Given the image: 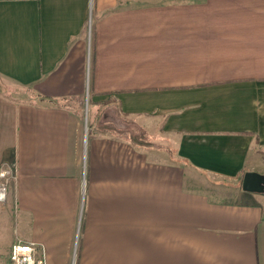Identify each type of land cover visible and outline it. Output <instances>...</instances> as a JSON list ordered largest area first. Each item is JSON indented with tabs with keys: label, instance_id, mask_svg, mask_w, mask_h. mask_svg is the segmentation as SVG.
Segmentation results:
<instances>
[{
	"label": "crops",
	"instance_id": "crops-1",
	"mask_svg": "<svg viewBox=\"0 0 264 264\" xmlns=\"http://www.w3.org/2000/svg\"><path fill=\"white\" fill-rule=\"evenodd\" d=\"M6 166L0 264H264V0H0Z\"/></svg>",
	"mask_w": 264,
	"mask_h": 264
},
{
	"label": "built area",
	"instance_id": "built-area-1",
	"mask_svg": "<svg viewBox=\"0 0 264 264\" xmlns=\"http://www.w3.org/2000/svg\"><path fill=\"white\" fill-rule=\"evenodd\" d=\"M15 177L12 166L0 169V203L7 202L9 197V186ZM39 247L35 242L17 240L11 246L8 264H47L44 255H39Z\"/></svg>",
	"mask_w": 264,
	"mask_h": 264
},
{
	"label": "rangeland",
	"instance_id": "rangeland-1",
	"mask_svg": "<svg viewBox=\"0 0 264 264\" xmlns=\"http://www.w3.org/2000/svg\"><path fill=\"white\" fill-rule=\"evenodd\" d=\"M84 106V113H85V116H86V129L87 127H92V126H97L99 127V123L100 124H105V125H101L100 129L101 131H103V129H107L106 127L107 126H113V127H117V129H125L127 132L130 131V133L132 134V136H137L138 140H140L142 138V136L144 137L145 136V130H143V128L135 121H126L125 119H122L120 118V116L117 114L115 108H111L109 106L103 108L101 110V114H100V117L98 118V120L95 122L94 124V121L95 120H92L90 118V121H89V118H88V114H89V103L86 101L84 102L83 104ZM112 131V130H110ZM108 131V132H110ZM114 131V130H113ZM225 184H228L229 182L228 181H224ZM230 184V183H229ZM74 264H77L74 263Z\"/></svg>",
	"mask_w": 264,
	"mask_h": 264
},
{
	"label": "water",
	"instance_id": "water-1",
	"mask_svg": "<svg viewBox=\"0 0 264 264\" xmlns=\"http://www.w3.org/2000/svg\"><path fill=\"white\" fill-rule=\"evenodd\" d=\"M242 189L247 192L264 193V174L256 171L245 172Z\"/></svg>",
	"mask_w": 264,
	"mask_h": 264
},
{
	"label": "trees",
	"instance_id": "trees-1",
	"mask_svg": "<svg viewBox=\"0 0 264 264\" xmlns=\"http://www.w3.org/2000/svg\"><path fill=\"white\" fill-rule=\"evenodd\" d=\"M132 137H133V140H134V141H135V140H137V138H138V137H137V136H135V135H134V136H132Z\"/></svg>",
	"mask_w": 264,
	"mask_h": 264
}]
</instances>
